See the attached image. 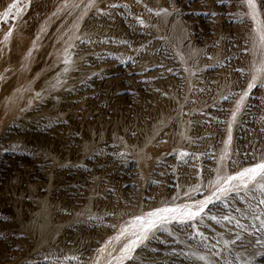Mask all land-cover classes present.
<instances>
[{
  "label": "bare ground",
  "instance_id": "1",
  "mask_svg": "<svg viewBox=\"0 0 264 264\" xmlns=\"http://www.w3.org/2000/svg\"><path fill=\"white\" fill-rule=\"evenodd\" d=\"M18 1L1 0L0 13L9 14L12 5H17ZM26 1L25 7H21L23 10L19 20L16 19L18 28L8 36L5 44L8 49L6 55L3 54L8 69L6 76L3 75L6 79L5 89L0 92V114L2 113L6 120V124L0 129V147L12 138L15 132H26L27 129L22 125L35 115L41 116L49 106L63 104L69 107L77 104L81 98H86L91 106L104 112H118L120 109V112L126 113L124 125L126 129L128 121L134 122L135 125L141 120L140 125L142 123L143 126L137 132H133L134 127L130 125L126 131L129 138L144 136L143 147L148 131L146 129L164 125V109L169 110L166 120L170 124L173 123V129L176 130L173 138L185 134L187 125L181 120V113L182 109L185 111V105L190 104V75L172 64L174 58L170 51L167 52L162 46L159 52H166L167 60L154 62H139L136 56H130L132 53L126 54L132 42L137 39L142 41L145 35L133 34L131 26L127 25L128 22L118 19L119 17L102 18L96 8L101 0H53L49 12L38 16L37 19L33 18L30 24L23 25L22 20L27 14H32L34 7L31 5L32 0ZM36 13L38 12L34 14ZM248 15L243 19L250 33L261 34L264 21L261 25L260 17L256 15L253 18L252 15ZM232 22L233 17H228L227 24H233ZM260 42L258 46L263 45ZM65 60L69 63L66 64ZM261 62L263 63L262 58L260 64H257L259 68L262 66ZM65 68L68 70L65 71ZM253 70L255 73V68ZM84 71H87V75H83ZM250 92L252 99L257 93L256 87ZM223 101L226 105L221 116L224 131V126L227 128L233 114H236V105L240 100L233 91L227 92ZM159 110L162 111V115L157 114ZM60 119H53L51 125L30 126L27 133L39 138L42 144L47 145L51 142L55 147L50 144L48 153L53 151L49 154L50 157L33 163L28 174V180L37 182L38 190L23 197L18 208L12 206L0 209V219L11 228L10 235L0 234V241L6 245L13 241L25 243L27 246V255H22L21 258L25 259L18 264H197L187 257L186 253L193 244L202 249L205 259L208 258L211 264H264V251L257 250L258 253L250 257L245 253L257 241L256 238L245 237L236 231L235 234L233 231V235L228 236L227 239L230 241H236L239 252L237 256L247 257L245 262H240L241 260L232 257L233 255L232 258H229V255L226 258L227 251L221 247L222 240L216 238L217 235L214 237L208 233L220 213L246 209L253 212L257 208L256 196L264 195V188L261 187L264 180H259L255 184L249 183L248 188L244 189L240 186V180L226 184L225 179L236 175L244 168L264 162V152L258 158L255 156L246 158L252 165L240 169L237 166L238 171L235 173L228 171L229 166L226 167L218 154L216 157L208 156V175L206 174V179L201 177L203 180H199V187L176 190L171 187L158 195L147 194L137 198L135 192L142 183L140 178L146 172V156L136 157L134 154L121 152L115 142L109 143L102 152L89 151L80 156L82 136L73 133L69 139L62 140L61 129L64 122ZM30 152V150L3 151L0 161L9 156V153L13 154L18 162L30 160L33 156ZM57 155L61 157L60 160L57 159ZM7 177L11 180L17 178ZM57 178L63 182L52 185ZM221 187L228 191L219 192ZM213 193L221 199L217 200ZM209 196L213 197V203L207 206L200 217L184 222L170 218L160 230L150 234L144 246L136 248L131 258L124 257L121 249L128 239L132 238L131 234L139 230L138 225L134 223L135 217L146 216L149 212L166 207L185 205L195 207ZM121 203L123 207L120 206ZM167 215L171 217L172 214ZM260 217L259 220L262 219ZM261 222H264V219ZM262 224L264 226V223ZM122 230H125L123 236ZM18 258L21 259L20 256Z\"/></svg>",
  "mask_w": 264,
  "mask_h": 264
},
{
  "label": "rangeland",
  "instance_id": "2",
  "mask_svg": "<svg viewBox=\"0 0 264 264\" xmlns=\"http://www.w3.org/2000/svg\"><path fill=\"white\" fill-rule=\"evenodd\" d=\"M52 1L53 0H32L31 5L32 7L34 6L33 12L32 14H27L25 18L23 17L25 20H22V24L28 25L34 19H37L38 16H42L46 12H49L52 7ZM146 1L147 0H101L96 5V8L101 17L103 16L102 18H104V16H106L104 19L119 17L118 19H124L126 23L128 22L127 25L132 27H130V30H132L133 34L145 35L142 41H138V39L133 41L134 43L132 42L131 45L132 50L130 48L129 51L125 52L126 54L129 55L132 53L130 56H136V60L138 61L139 59V62L166 61L167 53L159 52V49L163 46L164 49L167 52L170 51L169 53L173 56L174 60L172 64L189 73L190 104L185 105V111L182 109L181 113V120L187 125L185 134L181 137L178 135L173 138L176 130L173 129V123L170 124L167 122L169 110L164 109V125L158 126L157 128L149 127L146 129L148 131L145 136L146 140L143 147L142 137L144 136L140 135L136 138H129L128 131H126L130 125L134 127L132 131L137 132L138 129L143 126L142 123L140 125L141 120H138L135 125H133L134 122L131 123L132 121H128V127L126 129L124 125L127 115L124 112H120V109L118 112H104L100 108L91 106L86 98H81L77 104L69 106L71 109L63 104L61 106L59 104V107L57 105L49 106L48 108H50L51 112L50 110L48 111L47 108L41 116L40 114L33 116L22 125L27 129L26 132H15L14 136L0 147V155L3 151L19 150H30L31 155H33L30 160L18 162L15 157L12 156L13 154L9 153V156L7 155L6 158L0 161V209L12 206L18 208L23 197L31 193L33 194L38 190L39 186L37 182L35 183L28 180V174L32 170L33 163L36 161L41 162L50 157L49 154L53 151L48 153V147L50 144H52V146H54V144L50 142L44 145L39 138L27 133V131L32 125L34 127L45 124L51 125L55 118H61L60 120L64 122L62 123L63 127L61 129L63 131V134L61 133V136L63 135L62 140L69 139L73 133L74 135L82 136V145L79 147L80 156L89 151L102 152L106 146L112 142L119 145L121 152L131 153L136 155V157L145 155L146 172H144L143 176L140 178V182L143 184L140 183V189L138 187L135 192L137 198L147 194L158 195L161 192H166L169 188L171 189V187L173 190L199 187L200 181L203 180L202 178L206 179V174L208 175L207 163H209L210 156H217L218 154L221 160H224L223 162L227 165L226 167L229 166L228 171L230 172L231 170V173H235L236 170L238 171V168L240 169L252 165V163L247 162L246 158L251 156L258 158V156L264 152V53L262 54V52H264V41L261 40V36L264 35V25H262L264 21V0H255L256 15L258 18L260 17L259 19L262 25L261 34L250 33L251 31L245 19H243V17H247L248 14V16H251L250 8L246 7V5H248L246 4V0H148V4L145 3ZM25 3L27 4L26 0H19L18 4L14 7L15 10L12 7V10H14L13 12L10 8L9 10L11 11H8L10 17L8 15L5 17L4 13H0V92L5 89L6 69H8L5 58L8 49L7 45L5 46V36L8 35L11 30V32H13L18 28L16 23L18 24V18L21 16V10H23L21 7H25ZM113 5L118 6L113 7ZM16 7L18 8L16 9ZM42 8L44 9L42 10ZM35 12H38L39 15L38 13L35 15ZM228 17H233V24H227ZM16 19L18 20L16 21ZM260 40L263 44L262 46H258ZM152 41L159 42L155 44V42ZM134 46L135 49H133ZM255 48H257V50ZM259 58H262L263 61V63L261 62V68L257 65L260 64ZM255 65H257V67H255ZM254 68L256 71L255 73L253 70ZM86 72L83 75H87ZM4 74L5 76H3ZM259 74H261L260 78ZM254 76L256 77L255 82L257 85L256 95L251 99V92L249 93L244 103L240 105L242 110L239 107V110H237L235 114V120L231 119L233 123L231 121L227 128L224 126L223 131V120L221 116L224 112L223 110L226 109V105L223 101L224 95L227 92L234 91L237 98L240 100L241 96L238 97V95H243ZM45 113H47V115ZM189 113H191V115ZM157 114L162 115V111L159 110ZM0 115L1 129L4 127L3 125L6 124V120L2 113ZM52 115H54L55 118ZM205 115H208V117ZM229 130L231 133L230 141L228 139ZM221 156H223V158ZM57 159L60 160L61 157L57 155ZM237 166L239 167L237 168ZM233 169L234 171H232ZM7 176L17 178L11 180ZM60 182L63 181L57 178L51 184L55 185ZM24 186L27 188H23ZM261 201H264V195L256 196L257 208L254 209V211L252 210L253 212L246 209L238 212L224 211L220 213V218H216L212 226L213 228L208 230L210 235L214 237L217 235L216 238L222 240L223 245H221V247L223 246L224 250L229 253L225 251L226 258L228 255L229 258L233 255L232 257H236L239 261L241 260L240 262H245L247 258L237 256L239 252H237L238 248L236 247V241L234 242L227 239L228 236L233 235V231L234 234L237 232L242 233L245 237L264 240V226H262L264 222H261L262 219H264V203H261ZM120 206H122V203ZM251 213H253L254 216ZM225 216L228 217V219H225ZM258 216H261L260 219H262L259 220ZM256 221L258 223H256ZM2 223L0 219V234L3 236L10 235V226L5 222ZM22 244L23 243L19 244L10 241L6 245L5 242L3 243V241H0V260L2 259V263H0H21L25 259L21 258V256H25L27 251V246L24 245L25 243ZM195 245L196 244L190 245V250L186 252L187 257L189 256V258L197 264H211V262H208L209 260L207 257V259H205L204 253L201 252L202 249ZM24 246L26 247L25 252L23 251ZM257 250L259 252L264 251V245L255 242L245 253L250 257L254 255V253H258ZM17 253L21 259L18 258L19 256Z\"/></svg>",
  "mask_w": 264,
  "mask_h": 264
},
{
  "label": "snow or ice",
  "instance_id": "3",
  "mask_svg": "<svg viewBox=\"0 0 264 264\" xmlns=\"http://www.w3.org/2000/svg\"><path fill=\"white\" fill-rule=\"evenodd\" d=\"M248 7L251 10V15L253 18L256 17V4L255 0H247ZM118 5H113V7H117ZM12 7H15V5H12ZM5 16L8 15L7 12L4 13ZM259 31V30H258ZM11 35V31L8 35L5 36V40L8 39V36ZM261 40L264 41V35L261 36ZM66 64L69 63L68 60L64 61ZM68 69L65 68V71ZM256 77L254 76L252 79V82L248 84L247 90L243 93L241 96V99L237 105V110H239L240 105L244 103V100L248 97L250 91L256 87ZM233 120H235V113L233 114ZM231 139V133L229 130V141ZM234 180H240L241 181V187L244 189H247L249 186V183L255 184L259 180H264V162L257 163L253 167L244 168L240 172H238L236 175L228 176L225 179L226 184H231ZM262 188H264V185H261ZM228 191V189L221 187L219 189V192L224 193ZM213 196H216L217 200H220L221 197L216 195V193H213ZM213 203V197L209 196L205 198L204 200L200 201L198 203V206H190L185 205L183 207H173V208H161L156 209L152 212H149L146 214V216H138L134 218L135 225H138V231H134L131 234L132 238H129L127 243L123 246L121 251L124 253V257L131 258V254L136 250V248L144 246L145 242L149 240L150 234H153L156 230H160L161 226L168 222V220L171 218L173 220H178V222H184L185 220H193L197 217H200L202 213L205 212V209L208 205ZM261 203H264V201H261ZM167 214H172L171 217ZM225 219H228V217H225ZM167 230V229H163ZM125 235V230H122L121 236ZM119 239V237H117ZM256 243H261L264 245V240H257Z\"/></svg>",
  "mask_w": 264,
  "mask_h": 264
}]
</instances>
